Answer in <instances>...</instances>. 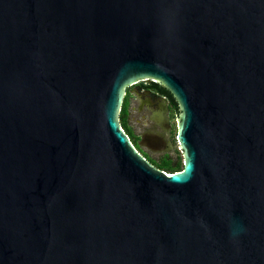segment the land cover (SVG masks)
Instances as JSON below:
<instances>
[{
    "label": "water",
    "instance_id": "obj_1",
    "mask_svg": "<svg viewBox=\"0 0 264 264\" xmlns=\"http://www.w3.org/2000/svg\"><path fill=\"white\" fill-rule=\"evenodd\" d=\"M139 81L179 172L120 126ZM0 264H264V0H0Z\"/></svg>",
    "mask_w": 264,
    "mask_h": 264
},
{
    "label": "flooded vegetation",
    "instance_id": "obj_2",
    "mask_svg": "<svg viewBox=\"0 0 264 264\" xmlns=\"http://www.w3.org/2000/svg\"><path fill=\"white\" fill-rule=\"evenodd\" d=\"M139 82L127 87L124 96L129 100L128 123L138 137L133 143L145 158L183 160L175 137L178 107L174 108L165 89ZM140 136L143 146H139Z\"/></svg>",
    "mask_w": 264,
    "mask_h": 264
},
{
    "label": "trees",
    "instance_id": "obj_3",
    "mask_svg": "<svg viewBox=\"0 0 264 264\" xmlns=\"http://www.w3.org/2000/svg\"><path fill=\"white\" fill-rule=\"evenodd\" d=\"M164 91L171 97L172 104H173L174 108L178 107L177 102L175 101L174 97L170 94V92L168 90H166V89ZM128 109H129V100L127 98H124L123 102H122L121 110H120V113H119V116H118L119 123H120V126L123 129V131L129 137V139H130L131 143L133 144V146L139 152L138 148L133 143L136 139H138V137H136L133 134V132H132V130L130 128V125L128 123V119H127ZM175 137H176V135H175ZM145 159L151 165H153L157 169H159V170H161V171H163V172H165L167 174H172V173H175V172H179L183 168V160H181V159H178V160H174V159H170V160H162L161 159V160H158V159H152L150 157L145 158Z\"/></svg>",
    "mask_w": 264,
    "mask_h": 264
}]
</instances>
